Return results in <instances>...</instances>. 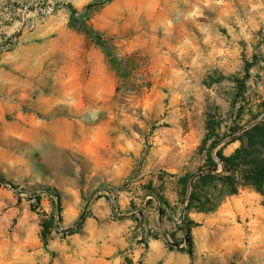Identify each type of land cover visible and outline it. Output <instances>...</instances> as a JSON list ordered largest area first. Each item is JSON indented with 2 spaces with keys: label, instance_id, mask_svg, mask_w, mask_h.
<instances>
[{
  "label": "rangeland",
  "instance_id": "rangeland-1",
  "mask_svg": "<svg viewBox=\"0 0 264 264\" xmlns=\"http://www.w3.org/2000/svg\"><path fill=\"white\" fill-rule=\"evenodd\" d=\"M234 121H264V0H0V264H264L258 194L186 210Z\"/></svg>",
  "mask_w": 264,
  "mask_h": 264
},
{
  "label": "trees",
  "instance_id": "trees-1",
  "mask_svg": "<svg viewBox=\"0 0 264 264\" xmlns=\"http://www.w3.org/2000/svg\"><path fill=\"white\" fill-rule=\"evenodd\" d=\"M208 125L214 127L212 122ZM239 131L238 123L234 121L229 136L227 135L231 139L226 143L239 142L240 145L233 153L226 156L224 149L221 148L216 153L218 162L209 157L207 170L202 171L200 177L192 184L187 212L191 208L199 212H215L228 197L238 195L244 190L257 193L264 202V121L245 129L241 134ZM221 141L216 140L213 143L214 147ZM219 165L223 169L222 176L216 175ZM0 183H6V180L0 177ZM56 197L57 203H60L58 196ZM194 202H197L198 206H193ZM186 232L188 254L192 256L193 240L190 226H187Z\"/></svg>",
  "mask_w": 264,
  "mask_h": 264
},
{
  "label": "built area",
  "instance_id": "built-area-1",
  "mask_svg": "<svg viewBox=\"0 0 264 264\" xmlns=\"http://www.w3.org/2000/svg\"><path fill=\"white\" fill-rule=\"evenodd\" d=\"M101 194H103L104 197L109 198L113 207L115 208V212L118 214H121L120 209L118 207V201H117L115 193L110 190H106V191H103Z\"/></svg>",
  "mask_w": 264,
  "mask_h": 264
},
{
  "label": "crops",
  "instance_id": "crops-1",
  "mask_svg": "<svg viewBox=\"0 0 264 264\" xmlns=\"http://www.w3.org/2000/svg\"><path fill=\"white\" fill-rule=\"evenodd\" d=\"M247 191H249V190H247ZM249 192H251V191H249ZM252 193H254V192H252ZM257 194V193H256ZM261 197V196H260Z\"/></svg>",
  "mask_w": 264,
  "mask_h": 264
}]
</instances>
